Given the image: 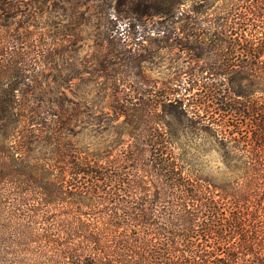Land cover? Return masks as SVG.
I'll list each match as a JSON object with an SVG mask.
<instances>
[{
  "label": "trees",
  "instance_id": "obj_1",
  "mask_svg": "<svg viewBox=\"0 0 264 264\" xmlns=\"http://www.w3.org/2000/svg\"><path fill=\"white\" fill-rule=\"evenodd\" d=\"M204 1L162 13L157 41L185 38L204 62L184 129L244 174L220 184L191 172L172 124L155 121L152 90L126 112L143 118L88 155L62 138L77 104L29 113L0 89V264H264V0Z\"/></svg>",
  "mask_w": 264,
  "mask_h": 264
},
{
  "label": "rangeland",
  "instance_id": "obj_2",
  "mask_svg": "<svg viewBox=\"0 0 264 264\" xmlns=\"http://www.w3.org/2000/svg\"><path fill=\"white\" fill-rule=\"evenodd\" d=\"M177 1L0 0V89L15 90L28 112L59 114L61 103L77 104L78 117L62 138L88 155L104 151L124 133L125 122L143 118L126 112L144 102L142 90H152L161 103L155 121L172 124L181 143L176 152L188 169L220 184L236 179L245 171L238 157L228 163L221 147L184 129L192 116L187 100L200 94L191 73L204 62L187 49L185 38L182 45L170 40L159 47L158 30L162 13L202 10L205 1ZM139 43L145 51L138 60L128 50Z\"/></svg>",
  "mask_w": 264,
  "mask_h": 264
}]
</instances>
